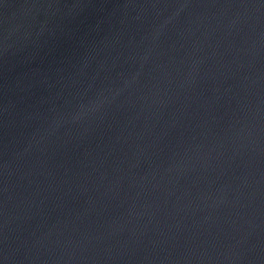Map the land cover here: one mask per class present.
Instances as JSON below:
<instances>
[{
  "label": "water",
  "instance_id": "95a60500",
  "mask_svg": "<svg viewBox=\"0 0 264 264\" xmlns=\"http://www.w3.org/2000/svg\"><path fill=\"white\" fill-rule=\"evenodd\" d=\"M0 264H264V0H0Z\"/></svg>",
  "mask_w": 264,
  "mask_h": 264
}]
</instances>
